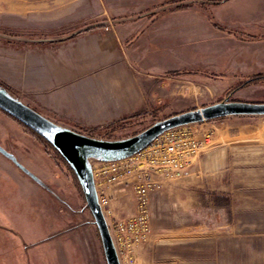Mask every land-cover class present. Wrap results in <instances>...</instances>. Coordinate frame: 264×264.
<instances>
[{
  "label": "rangeland",
  "instance_id": "1",
  "mask_svg": "<svg viewBox=\"0 0 264 264\" xmlns=\"http://www.w3.org/2000/svg\"><path fill=\"white\" fill-rule=\"evenodd\" d=\"M165 1L0 0L1 37L60 39L84 24L102 25L96 33L34 48L0 41V82L28 101L24 91L30 86L16 77L47 63L64 76L99 75L110 67L148 80L139 72L172 67L179 72L163 71L158 79L189 75L191 80L178 78L161 88L159 103L121 120L92 124L51 113L69 128L110 139L205 103L237 100L231 96L238 89H229L250 74H227L221 55L204 44L218 40L208 36L212 28L221 34L252 32L264 15L257 0H181L180 6H160ZM217 74L219 85L227 88L223 92L204 79ZM239 89L254 99L242 101H264V81ZM146 98H152L147 91ZM227 116L165 131L127 157L88 155L95 183L105 184L97 188L107 194L111 227L140 212L134 191L139 183L148 186L145 228L139 227L129 246L116 248L120 264H264V115ZM190 140L199 147L184 149L178 164L165 167L156 155L159 146ZM0 146L7 153L0 152V264H106L93 217L64 161L51 149L50 156L45 154L22 125L1 111ZM110 175L116 176L115 185H107Z\"/></svg>",
  "mask_w": 264,
  "mask_h": 264
},
{
  "label": "crops",
  "instance_id": "2",
  "mask_svg": "<svg viewBox=\"0 0 264 264\" xmlns=\"http://www.w3.org/2000/svg\"><path fill=\"white\" fill-rule=\"evenodd\" d=\"M257 3V9H262V13L260 14H264V0H257ZM255 16L257 15L255 14ZM257 21L258 22L255 23L252 28V32L241 30L245 33L255 35L257 37L255 39H243L242 36L235 33L221 34L216 32L215 29H211V26L208 25L209 30L211 29L208 36L211 38L218 36V40L214 42H211V40L208 42L209 44H204V47L208 45L207 50L213 54L216 53L221 55V62H224L225 70H230L227 74L235 75L241 71L245 76L264 70V15L259 17ZM99 29L101 28L90 32L80 33L68 40L76 39L81 35L96 33ZM65 33L67 35L69 32ZM17 39L26 42L6 44L3 40L0 39V41L13 48H23L26 45L29 46V48H34L36 46L51 45L57 42L37 43L32 45L29 43L30 40L45 41L55 38ZM204 47L202 49H205ZM188 56L189 54L187 53V57ZM220 63L215 66H221ZM44 65V69H40L36 66L27 73V75L16 77L17 83L21 84L26 82V84L30 86L28 89L25 88L24 91L26 97L29 99L28 101H25L20 97L17 98L31 108H36L42 115L50 120H54L57 123L59 122L64 125H66V123L56 120L51 113H62L67 117L85 119L92 124L110 123L115 120H121L131 114L140 112L141 110H146L148 104L151 106L159 103L162 99L161 88L170 85L173 81H177L178 78L185 81L191 80L189 75L178 76L170 74H164V77L168 80L158 79L161 77V72L166 71L169 73L174 71L175 69L172 67L159 70H153L146 67L148 70L140 71L139 73L150 77L148 80V78H142L134 73L125 72V70H122V67L119 68L121 70H118L116 67H110L99 73V75L83 77L76 73L64 76L53 68L54 64H51V67H49L48 63ZM212 65L213 64H210L209 66ZM191 68L197 67L192 66ZM205 69L214 72L211 68ZM217 70L220 73L219 70L221 69L218 68ZM219 76L220 75L218 74L210 75L204 79L207 80V83L210 86L215 87L216 92H223L227 88L219 85ZM155 77H157V79H155ZM146 91L152 98H146ZM241 91L242 89H238L231 97L237 100H254L253 97L248 94L239 93ZM154 93H157L158 95H154ZM207 104L210 103H205L201 106ZM40 107L47 112L40 110ZM49 112L51 115L48 114ZM99 185L105 184H99L96 181L95 186L97 190H99L97 188ZM32 244L37 245V243ZM34 248H40V246H35Z\"/></svg>",
  "mask_w": 264,
  "mask_h": 264
},
{
  "label": "water",
  "instance_id": "3",
  "mask_svg": "<svg viewBox=\"0 0 264 264\" xmlns=\"http://www.w3.org/2000/svg\"><path fill=\"white\" fill-rule=\"evenodd\" d=\"M0 108L46 139L70 165L78 178L86 205L97 227L106 264H120V260L98 199L93 172L87 162L88 155L127 157L144 148L165 131L176 127L227 115H264V101L225 98L204 106L173 113L127 137L104 139L92 137L53 122L1 86ZM0 152L7 154L1 146Z\"/></svg>",
  "mask_w": 264,
  "mask_h": 264
},
{
  "label": "built area",
  "instance_id": "4",
  "mask_svg": "<svg viewBox=\"0 0 264 264\" xmlns=\"http://www.w3.org/2000/svg\"><path fill=\"white\" fill-rule=\"evenodd\" d=\"M178 142L169 143V144L164 145L163 147H160V146L158 147L156 151V155H159L160 160L162 164H164L165 167L171 166L172 164H178L180 161V153L183 152L184 149L188 148L194 151L199 147V143L193 140L192 141L191 140L182 141V143H180L177 146L176 143ZM111 169L114 170L115 166H113ZM115 179H116V176L114 175L108 176L107 181H106L107 185L108 186L115 185L116 184ZM147 190H148L147 183H139L136 186V189L134 191L136 194V202L137 204L140 205L139 206L140 212H137L136 215L127 217L125 221L116 220L115 226H112V227L110 226V223L106 219L115 248H122V247L129 246L128 242L130 241V238L135 240V238L139 236L138 235L139 227L141 228L142 231L144 230L145 216H144V209L142 208L146 206V202H147L146 199H147V193H148ZM97 194H98V199L101 204L104 216L105 218H107L106 216L112 213V208L108 205V202H107V194L102 193L99 190H97Z\"/></svg>",
  "mask_w": 264,
  "mask_h": 264
},
{
  "label": "trees",
  "instance_id": "5",
  "mask_svg": "<svg viewBox=\"0 0 264 264\" xmlns=\"http://www.w3.org/2000/svg\"><path fill=\"white\" fill-rule=\"evenodd\" d=\"M221 1L222 0H203L204 3L211 2L213 4L219 3ZM167 2L169 4H172V6H180V5H182L181 0H166L160 6H162L163 4H165ZM215 25H217V24L215 23ZM101 26H102L101 24H96V23L84 24V25L72 30L71 32H69L67 34V36L65 38H61V40L62 39L73 38V37H75L76 35H78L80 33H85V32H90V31L96 30V29L100 28ZM233 32L234 33H238L241 36L246 37L247 39H255V38H257L255 35H252V34H249V33L240 32V31H233ZM0 39L3 40V42H5L6 44L25 43L26 42L24 40L17 39L15 36H13L11 34H5L4 37H1V33H0ZM58 40H60V39H48V40H45V41H43V40H30L29 43L32 44V45H35L37 43H53V42L58 41ZM178 72L179 71L174 70V71H171L169 73L173 74V73H178ZM260 81H264V72H257V73L250 74L246 78H244L242 80H239L234 85H232L231 88L229 89V93L233 92L236 89H239V88H241L243 86H246L249 83L260 82ZM0 86L5 88L10 93V89H9V87L6 84L0 82ZM0 111L3 112L4 114L8 115L10 118L14 119L15 121H17L20 125H22L24 130L30 136H32V138H34L39 143V145L42 147V150H43V152L45 154L50 156L52 151H54L61 158V160L64 161L65 165L68 167L69 171L71 172L72 176L74 177V179H75V181H76V183H77V185L79 187L80 193H81V195L83 197V200L85 201V198H84L81 186L79 184L78 178L76 177V174L74 173V171L72 170L70 165L67 163V161L59 154V152L46 139H44L42 136H40L37 132L32 130L30 127H28L27 125H25L24 123H22L21 121H19L18 119H16L12 115H10L9 113L5 112L1 108H0ZM222 117H224V116H222ZM86 134L89 135V136H92V137H97V138H102L103 137L104 139H110V137L96 136V135H93L92 133H86Z\"/></svg>",
  "mask_w": 264,
  "mask_h": 264
}]
</instances>
